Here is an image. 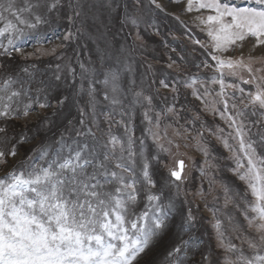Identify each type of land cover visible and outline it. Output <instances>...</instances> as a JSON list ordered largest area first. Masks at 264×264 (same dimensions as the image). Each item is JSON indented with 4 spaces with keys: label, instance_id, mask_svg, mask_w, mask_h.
<instances>
[{
    "label": "rangeland",
    "instance_id": "rangeland-1",
    "mask_svg": "<svg viewBox=\"0 0 264 264\" xmlns=\"http://www.w3.org/2000/svg\"><path fill=\"white\" fill-rule=\"evenodd\" d=\"M29 2L39 3L32 13L45 22L35 28L18 25L24 31L12 45L8 36L14 33L0 37L3 49L11 53L0 52V86L9 78L3 69L24 65L28 95L22 97L33 101L27 116L8 118L19 136L12 146H2L4 150L15 145L16 155L0 163V176L13 169L23 171L30 163L46 166L64 144H88L102 152L109 133L121 139L131 134L135 151H142L150 162L155 182L151 191L162 196L167 211L168 228L141 264H169L165 255L175 247L185 251V264H240L241 251L249 258L257 251L264 254V249L253 250L248 243L250 239L259 243V234L245 218L246 210L252 215L248 205L255 197L239 178V172L247 169V149L241 147L236 132L241 127L245 145L253 143L257 155L264 157V110L249 103L248 94L255 87L245 83L264 75V45H256V38L249 36L224 51L214 49L207 25L199 19L214 11L195 7L187 11L188 0H60L51 11L48 4L52 0ZM78 2L83 9L74 7ZM198 2L193 0L194 5ZM221 2L260 7L257 0ZM15 3L25 7L24 0ZM75 11L81 15L77 17ZM32 13H24L23 18L35 23ZM5 15L15 23L10 14ZM4 25L0 21V27ZM212 55L243 59L253 72L236 68L232 75L225 68L222 90ZM112 73L119 76L118 94L111 92V83H104ZM11 79L16 82L12 90H20L17 75ZM30 93L38 98L32 99ZM113 95L120 104L111 103ZM40 104L48 106L41 108ZM3 122L0 118V126ZM42 149H47L43 158ZM238 159L245 165L239 172ZM179 161H183V170L177 181L169 170H178ZM138 200L137 211L147 203L143 191ZM169 203L171 208H167ZM189 213L191 225L185 223ZM219 232H223L222 239ZM230 244L237 251L228 250ZM173 264L178 262L173 260Z\"/></svg>",
    "mask_w": 264,
    "mask_h": 264
},
{
    "label": "snow or ice",
    "instance_id": "snow-or-ice-1",
    "mask_svg": "<svg viewBox=\"0 0 264 264\" xmlns=\"http://www.w3.org/2000/svg\"><path fill=\"white\" fill-rule=\"evenodd\" d=\"M152 2L156 3V0ZM24 3L25 7L20 8L15 0H0V21H5L4 27H0V36L15 34L8 36L9 45L14 43L16 35L24 31L18 25L35 28L45 22L40 15L32 13L33 7H40L39 3L33 5L29 0H24ZM59 3L60 0H52L48 10L57 8ZM257 3L260 7H237L221 0H199L194 5L193 0H188L186 10L192 11L195 7L197 10L214 11L206 19H199L207 25L214 49L224 51L249 36L256 38V45H264V0H257ZM74 7L83 9L84 5L78 2ZM5 13L10 14L15 23ZM24 13H32L35 23L23 18ZM75 15L80 16L81 11H75ZM0 47L3 45L0 44ZM15 50L19 51L18 48ZM5 52L8 50L5 49ZM212 59L220 70L221 79L218 82L222 90L225 87V68L231 70L232 75H235L236 68L253 72L251 64L243 59L225 60L216 55H212ZM14 83L9 77L0 86V118L4 121L18 115L27 116L32 107L33 101L21 107V97H26L28 93L12 90ZM104 83H111L113 94L119 93L118 74L112 73ZM245 83L255 87V91L248 94L249 103L264 110V75L253 76ZM164 86L167 87L166 84ZM140 95L136 93L137 97ZM105 99H108L107 92ZM145 99L150 102V97ZM111 103L118 105L121 101L113 95ZM39 106L46 108L48 105ZM236 132L241 147L247 149L244 151L246 171L239 172L245 165L237 160L239 178L247 182L255 197V201L248 205L252 215L249 216L246 210L245 218L249 228L259 234V243L252 239L248 243L253 250L264 249V157L257 155L253 143L245 145L241 127H237ZM89 133L95 139L91 129ZM9 139L7 126H0V143ZM261 139L264 140V137ZM134 144L131 134L121 139L110 133L107 142L102 144V152L94 147L90 149L88 144L76 147L64 144L54 158L46 161V166L30 163L23 171L13 169L0 177V264H141L168 224L162 196L151 191L155 182L150 173V162L142 151H135ZM46 154L47 149H42L41 158ZM15 155V145L8 152L0 149V163L6 162L7 156ZM178 163L180 171L169 170L171 177L177 181L181 179L183 161ZM141 191L145 193L147 203L137 211ZM171 207L169 203L167 208ZM192 221L189 213L185 223L191 225ZM215 226L219 230L220 221ZM218 234L222 239L223 232ZM181 243L187 244V241ZM228 250L237 251L231 244ZM181 251V247H175L168 257ZM176 260L178 264H184L178 256ZM237 260L240 264H264V254L257 251L249 258L241 251ZM228 264L236 262L228 261Z\"/></svg>",
    "mask_w": 264,
    "mask_h": 264
},
{
    "label": "trees",
    "instance_id": "trees-1",
    "mask_svg": "<svg viewBox=\"0 0 264 264\" xmlns=\"http://www.w3.org/2000/svg\"><path fill=\"white\" fill-rule=\"evenodd\" d=\"M28 66V65H26ZM25 66V67H26ZM31 66V65H30ZM24 69V65H19L18 64H14L13 66H11L9 69H7V71H5L3 69V73L7 74L9 77L11 78H14L16 75H17V78L19 79V81L17 82V87H19V89L23 92L25 91V89L27 88L28 86V81H27V75L25 76L24 73L22 72V70ZM0 73L2 74V71H0ZM1 77V75H0ZM169 79V78H167ZM46 84V81L44 82ZM21 85H23V88H21ZM25 97V96H24ZM24 97L21 98V101H22V104H24L25 102L28 103L31 99H24ZM31 97L32 99H37L38 97L37 96H34L33 93H31ZM27 98V97H26ZM1 126H7L8 130H9V137L10 139L8 140V142L6 143H0L1 147L2 146H12V141L13 140H18V136H19V133L17 131H14L11 127H10V122L9 120L7 119V121H4L2 123ZM22 133H25V132H22ZM59 133V132H58ZM15 144V142H14ZM3 148V147H2ZM12 148V147H11ZM8 148L5 147L4 150H7ZM166 256V255H165Z\"/></svg>",
    "mask_w": 264,
    "mask_h": 264
},
{
    "label": "water",
    "instance_id": "water-1",
    "mask_svg": "<svg viewBox=\"0 0 264 264\" xmlns=\"http://www.w3.org/2000/svg\"><path fill=\"white\" fill-rule=\"evenodd\" d=\"M178 168H179V170L178 171H180V166H178ZM182 172V171H181Z\"/></svg>",
    "mask_w": 264,
    "mask_h": 264
}]
</instances>
